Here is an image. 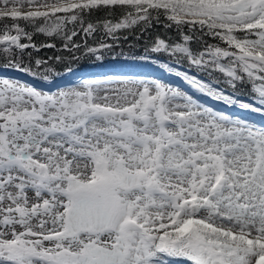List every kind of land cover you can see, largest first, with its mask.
I'll use <instances>...</instances> for the list:
<instances>
[{"label": "snow or ice", "instance_id": "6c2138e0", "mask_svg": "<svg viewBox=\"0 0 264 264\" xmlns=\"http://www.w3.org/2000/svg\"><path fill=\"white\" fill-rule=\"evenodd\" d=\"M155 25L179 39L157 35L142 59L166 55L201 95L264 114V0H0V66L47 80L63 57H34L56 47L36 34L79 51L81 33ZM177 259L264 264V125L161 79L45 91L0 76V264Z\"/></svg>", "mask_w": 264, "mask_h": 264}, {"label": "trees", "instance_id": "16d2710c", "mask_svg": "<svg viewBox=\"0 0 264 264\" xmlns=\"http://www.w3.org/2000/svg\"><path fill=\"white\" fill-rule=\"evenodd\" d=\"M99 16L103 18L104 13H100ZM69 27H71V25H69ZM157 35L166 36L172 40L179 39V34L175 31V29L169 31L162 25H155L149 28L147 31H143L139 26H133L130 29L119 30L117 32V36L121 38L116 40H113L109 36H105L103 32H98L91 36H84V34L81 33L80 35L73 38L77 44L82 46L80 50L65 51L62 50L64 41L59 37L51 38L44 34H36L34 36V40L37 44L54 43L56 47L41 48L39 52H33L34 57L48 59L50 57L60 56L63 57V59L60 61H50L51 66L54 68V74L49 76L47 80L43 78L34 79L30 75H25L27 78H29V80H31L32 83L42 86L44 83L57 84L69 74L75 73L82 69L94 70L105 64L123 63L128 65H139L141 67L148 65L160 67L163 65V63H171V58L163 54H152L151 60L142 59L145 54V48L151 46L152 41ZM124 37H126V39ZM101 40L109 45H112L111 50H101L99 53L93 55L87 53L86 49L83 47L85 43L89 47H98ZM208 43H215V41L208 39ZM192 47L197 49L200 47V45L197 43L193 44ZM98 55L102 58L98 59ZM181 66L189 68L200 77L206 79L210 78L206 73L198 72L195 69L190 68L186 60L182 62ZM241 91L244 94L243 96L249 97L250 93L248 88H244Z\"/></svg>", "mask_w": 264, "mask_h": 264}, {"label": "rangeland", "instance_id": "374dc122", "mask_svg": "<svg viewBox=\"0 0 264 264\" xmlns=\"http://www.w3.org/2000/svg\"><path fill=\"white\" fill-rule=\"evenodd\" d=\"M175 67V65H173ZM134 69L138 70L139 72L131 73L128 70ZM124 71V73L120 74H129V75H135L139 78H152V79H161L165 82L171 83L174 86H178L180 89H182L185 92H188L190 94H193L196 98L201 100L203 103L207 105H211L219 110L231 112L236 115H240L248 120L253 121L254 123L258 125H264V114L255 113L251 111H246L239 109L238 107H229L226 104L222 102H218L206 95H201L198 93L193 87H191L189 84L184 81L183 78L177 76L174 72L169 73L167 69H165L163 66L157 67L155 65H148L141 67L139 65H128L123 63H113V64H105L100 66L97 69H82L75 73L69 74L68 76L64 77L59 83L57 84H46L42 86H38L35 83H32L29 78L25 75V73L16 71L10 68H4L0 67V76L9 77V78H17L20 80H26L29 83H32L34 86H36L39 89L45 90V91H56L57 89L64 88L69 86L72 83H78L81 79H95V78H104L109 77L113 79H123L119 78L118 71ZM180 71H189L190 75H196L198 78L203 80H208L206 78L200 77L199 75L195 74L192 70L189 68H185L182 66H179ZM148 72V73H142ZM245 101H249V97L242 96ZM175 264H187L186 261L182 259H177Z\"/></svg>", "mask_w": 264, "mask_h": 264}, {"label": "bare ground", "instance_id": "6f19581e", "mask_svg": "<svg viewBox=\"0 0 264 264\" xmlns=\"http://www.w3.org/2000/svg\"><path fill=\"white\" fill-rule=\"evenodd\" d=\"M129 72H131V73H136V72H139L138 70H134V69H130V70H128ZM119 72V74H118V77L119 78H123V79H136V78H139V77H137V76H135V75H129V74H120V73H124V71H118ZM149 72V71H148ZM148 72H144V71H142V73H148ZM173 85V84H172ZM30 195H31V193H30Z\"/></svg>", "mask_w": 264, "mask_h": 264}]
</instances>
